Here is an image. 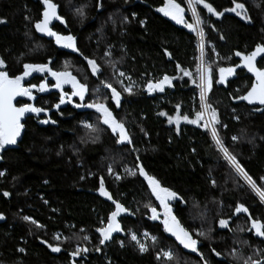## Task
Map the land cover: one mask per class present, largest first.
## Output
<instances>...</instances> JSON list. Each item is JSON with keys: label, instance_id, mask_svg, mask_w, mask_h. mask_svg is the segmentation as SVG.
Here are the masks:
<instances>
[{"label": "trees", "instance_id": "16d2710c", "mask_svg": "<svg viewBox=\"0 0 264 264\" xmlns=\"http://www.w3.org/2000/svg\"><path fill=\"white\" fill-rule=\"evenodd\" d=\"M53 2L58 5V14L66 26L53 21L50 27L61 34L73 35L79 53L61 48L53 38L36 32L34 23L42 18L40 0H0V19L5 21L0 24V58L5 60L9 75L21 74L24 63L51 61L49 67L57 71L65 70L67 64L66 70L89 86L84 102H91L93 89L99 87L101 102L112 107L114 115L124 121L133 145L117 144L111 130L98 122L99 114L94 109L74 107L80 103L78 97H72V103L66 102L59 109L53 107L59 103L60 91L53 87L55 80L47 73L26 77L23 81L26 87L45 81L49 91L40 93L33 89L36 99L28 101L24 97L19 103L43 107L48 114L24 119L25 127L17 144L0 149V171L5 173L0 177V214L4 216L0 220V264H71L69 252L77 246L89 249L86 255L76 258L77 264H202L195 253L182 250L163 231L159 221L149 219L151 213L144 205L151 203L158 210L159 202L143 177L130 176L125 170L135 167L137 157L149 175L183 198V202L172 203L173 214L185 227L206 233L207 238H200L198 247L210 264H243L248 257L264 260V241L251 232L239 230L249 227L247 216L232 215L239 201L249 208L253 218L264 220V204L247 187L233 183L234 174L210 146L211 138L202 127L183 124L178 135L177 125L168 123V117L177 114V104L180 115L194 118L199 110V90L188 77L173 80V86L164 92L149 94L145 90L148 80L155 82L165 74L182 76L176 72V63L195 73L198 57L195 34L156 11L163 6V0H100V8L97 0ZM177 2L185 7V18L191 22L187 5L183 0ZM207 2L218 11L232 6V0ZM239 2L245 3L250 23L232 16L215 21L199 9L207 41L215 46L219 57H230L217 58L206 47V59L214 72L218 67L238 64L235 51L248 52L257 43H264V0ZM77 8L83 9L82 17L76 13ZM140 20L145 21L143 27ZM220 35L225 39L221 40ZM105 50L111 52L110 58L104 57ZM164 50L172 54L171 60ZM85 56L101 65L99 76L91 74ZM113 63L115 69L131 77L135 93L122 92V107L118 109L107 98L111 93L100 85L103 79L122 91L115 80ZM258 67H264V59ZM252 79L243 68H238L226 85L213 83L209 101L227 125L220 129L226 146L246 171L258 179L264 176V109L235 104L233 99L247 92ZM123 83L127 85L129 81L123 78ZM63 89L71 94V87ZM160 112L166 115L160 116ZM41 119L56 123L41 124ZM85 122L95 124L100 131L90 132L84 128ZM233 135L239 138L235 142L231 139ZM109 166L113 169L111 175ZM117 174L120 180L115 179ZM100 177L113 198L134 213L118 217L123 231L114 233L105 245H99L96 228L106 225L114 205L99 195ZM4 192L10 195L5 197ZM24 216L43 227L25 221ZM222 218H230L229 228H220L218 221ZM142 231L158 238L155 244L149 243L145 253L138 250L128 235ZM56 234L63 240L59 253L51 252L41 243L44 240L56 244L53 239ZM84 235L89 236L88 241L78 239ZM209 245L222 255H212ZM97 246L100 252L94 250ZM21 247L24 253L17 251ZM168 249L173 251L172 261H157L156 254ZM234 250L235 258L231 254Z\"/></svg>", "mask_w": 264, "mask_h": 264}, {"label": "snow or ice", "instance_id": "6c2138e0", "mask_svg": "<svg viewBox=\"0 0 264 264\" xmlns=\"http://www.w3.org/2000/svg\"><path fill=\"white\" fill-rule=\"evenodd\" d=\"M43 5L41 12L42 18L34 23V28L36 32L46 35L54 39L55 43L61 48L70 49L74 53H79V49L76 45V38L71 34H61L55 31L50 25L53 21H59L61 24H65V20L61 15L58 14V5L53 2V0H40ZM183 3L187 5V11L191 14V22L185 18V7L182 6L181 2L177 0H163V6L156 9L157 12L162 13L163 16L168 17L178 25H182L184 28L188 29L189 32L194 33L196 36L197 50L199 56L196 58V69L195 73L183 68L179 63H176L175 68L178 74L182 73V76H169L167 74L163 75L162 78L155 80H148L145 86V90L151 94L153 92H164L165 86L172 87L173 80L182 79L183 77H188L195 87L199 90V110L195 112L194 118H189L188 115H180V105H176L177 114L175 116L168 117V123L177 125V131H179V124L184 121L188 124L196 125L197 127H202L207 134L210 136L212 144L215 150L220 154L222 159L225 161L226 165L231 169L233 175V183L240 188L247 187L252 193H254L261 204H264V176L253 178L252 175L246 171L245 167L238 160L237 156L229 150L224 142V138L221 135L220 129L227 128L226 124H223L220 120L218 110L213 107L209 101V93L212 91L213 83L225 84L229 77L236 74L238 68L245 69L253 77L251 86L245 94L234 97L233 99L239 101H245L249 105H260L264 106V67H258V58L264 59V43H257L253 50L248 52L235 51L234 55L239 57V63L234 66L229 67H218L215 72L213 65L208 62L206 57L208 53L205 51L206 47L211 49V53L220 59H230L219 57V53L216 51L214 45L210 44L206 39V31L202 25L204 20L201 16V11L199 9L206 10L207 13L216 17L217 19L223 17L225 13H234L241 20L250 23L251 17L248 15V11L245 3L239 2V0H232V6L218 11L213 5L207 0H183ZM100 0H97V8H100ZM76 13L81 17L84 15L82 8H77ZM29 19V17H25ZM135 18V14H133ZM127 22V17L124 18ZM5 23L3 19H0V24ZM141 27L144 26L145 21H139ZM212 27L213 31H216L215 27ZM221 40L225 37L220 35ZM110 47V46H109ZM81 55H83L81 53ZM104 57L110 58L111 52L109 50L104 51ZM164 55L168 57L169 60L172 59V54L167 50H164ZM87 62L91 74L93 76H99L101 74V65L97 63L94 58L84 57ZM108 61H106L107 63ZM51 63V61H49ZM49 63L42 64H32L24 63L23 72L19 75L10 76L5 60L0 58V149H4L6 146L17 144V140L21 137L22 130L25 124L22 121L25 119L26 114H39L44 113L45 116L48 114V109L43 107L34 106L32 103L21 102L17 106L14 101L18 97H26L28 101L35 100L36 97L33 95V89L37 92L43 93L48 90V84L45 81H41L39 85L31 84L30 86H25L23 81L26 77L32 75V73H47L55 80L54 88L60 91L59 103L53 105V107L59 109L60 105L67 103H72V97H78L80 103H76L74 107L76 108H88L94 109L98 113L97 120L100 124L106 125L107 129L111 130L113 136L116 137L117 144H127L133 145L132 137L122 119H118L114 115V110L108 104L101 102V90L99 87L93 89L94 99L91 102L85 103V97L89 91V86L87 83L80 82L75 75L67 71L68 65H65V70L57 71L49 67ZM113 69H115V64H112ZM116 70V83L121 85L122 91H118L117 87L113 85L112 82L101 79L100 85L107 89L111 95L107 97L115 105V108L122 107V92L128 93L129 95H134V84L131 82V77L127 76L125 72ZM216 72H218V78H216ZM123 78H126L129 83L124 85ZM68 84L71 86V94L69 95L64 91L63 86ZM67 97V100H66ZM254 111H259L260 109L254 108ZM160 116H165L166 113L160 112ZM238 119V117H233ZM41 124L56 123L54 120L41 119L39 120ZM84 128L88 129L90 132H98L100 129L97 128L95 124L84 123ZM232 141H237L239 138L235 135L231 137ZM93 142L94 139H93ZM130 176L139 175L143 177L144 181L147 182V186L150 189L151 195L155 197V200L159 202V207L162 211H158L156 207H153L151 203L145 204L144 206L151 213L149 219L156 221L159 220L160 224L163 226V231L168 233L171 237L175 238V241L179 243L184 249L195 253L202 264H210L208 258L199 250L198 245L200 244V238H207L206 233L202 230L189 229L185 227L181 221L173 214V208L170 204L171 201L183 202V198L179 196L176 191L171 190L168 187L162 186L161 182L154 176L149 175L143 165L139 162V157H137V162L133 169H125ZM108 173L113 174V169L111 166L108 167ZM5 173L0 171V177L4 176ZM91 175V173H89ZM81 179H84L81 176ZM116 180H120L121 177L117 174L115 176ZM215 181H212L213 186H215ZM101 197L107 198L114 205V210L110 212L107 217L106 225L96 228V232L99 233V245H105L106 242L112 239V234L117 232H122L121 223L118 217L122 213H127L128 215H134L128 208H126L120 201L113 198L108 190L105 188V181L103 177L99 179V187L97 189ZM5 197L9 196L8 192H4ZM238 214H244L247 216V222L249 227L247 229L240 228V231L251 232L252 235L264 239V220L259 218H253L248 207L243 203L237 201L232 212L233 216ZM162 217V218H161ZM3 214H0V220H3ZM25 221H30L36 227H43L38 224L35 220H31L30 217L24 216ZM229 219H220L218 221L220 228H229ZM103 223V222H102ZM231 230V229H229ZM84 230L81 229V232ZM193 233L195 235H193ZM129 238L135 243L138 250L141 253L147 252L148 247L145 243H142L138 235L135 232L128 233ZM142 235L150 239L154 244L158 241L156 236H150L148 232L142 233ZM57 241L56 244L48 243L47 241L41 240L42 244H45L51 252L59 253L61 252V244L63 240L60 234H56L53 237ZM67 239V238H65ZM84 241L89 240L88 235H84L81 238ZM123 247V242H119ZM247 244V241H244ZM211 248V245H209ZM96 252H100L101 248L99 246L95 247ZM18 252L24 253V248H18ZM89 252L87 247L77 246L73 251L69 252L71 259V264H77V257L82 254L86 255ZM211 254L220 257L222 253L217 252L214 248H211ZM232 256L236 257V251L234 250ZM156 260L164 262H170L173 259V253L170 250H161L156 254ZM243 264H264V260L253 259L248 257L244 259Z\"/></svg>", "mask_w": 264, "mask_h": 264}, {"label": "water", "instance_id": "95a60500", "mask_svg": "<svg viewBox=\"0 0 264 264\" xmlns=\"http://www.w3.org/2000/svg\"><path fill=\"white\" fill-rule=\"evenodd\" d=\"M202 9V8H201ZM203 10V9H202ZM203 11H205V13H206V15L208 16V17H210V18H213L215 21H222L226 16H232V17H237L234 13H225V15L223 16V17H221V18H219V19H217L216 17H214V16H212L211 14H209V13H207V11L206 10H203ZM261 59L260 58H258V63H259V61H260ZM245 70V69H244ZM246 71V70H245ZM247 72V71H246ZM247 74H249L250 76H251V74L250 73H248L247 72ZM252 77V76H251ZM253 78V77H252ZM21 99H23V97H18L17 98V100L16 101H14V103H16L17 104V106H18V103L21 101ZM234 103L235 104H241V103H244V104H246V105H248V106H250V107H260V108H262V109H264V106H260V105H249V104H247V102H245V101H239V100H235L234 101ZM32 115H34V114H26V116H25V119L26 118H29V117H31ZM23 122V121H22ZM183 124H185V125H192V124H188V123H186V122H184V121H181L180 122V124H179V130H180V128H181V126L183 125ZM177 127V126H176ZM177 132V134L179 135V131H176ZM9 146H11V145H9ZM8 146V147H9ZM168 234V233H167ZM169 235V234H168ZM170 236V235H169ZM171 237V236H170ZM259 240H261V241H264V239H261V238H259V237H257ZM171 239L182 249V250H184L185 252H187V253H192V252H190L189 250H187V249H184L181 245H179V243L177 242V241H175V238L174 237H171Z\"/></svg>", "mask_w": 264, "mask_h": 264}, {"label": "rangeland", "instance_id": "374dc122", "mask_svg": "<svg viewBox=\"0 0 264 264\" xmlns=\"http://www.w3.org/2000/svg\"><path fill=\"white\" fill-rule=\"evenodd\" d=\"M64 86H67V87H71L70 85H68V84H65ZM168 86H165V89L167 88ZM47 91H49V87H48V90ZM46 91V92H47ZM155 93H158V91L157 92H153V93H151V94H155ZM210 94V93H209ZM174 201H171L170 202V204H171V206H172V203H173ZM172 208H173V206H172ZM158 211H162L161 209H160V207H159V209H158ZM162 218V217H161ZM156 221H159V220H156ZM143 232H145V231H142V232H135L138 236H141L142 235V233ZM146 232H148V231H146ZM149 233V235L150 236H154L153 234H151L150 232H148ZM114 234V233H113ZM112 234V235H113ZM150 242H152L150 239L146 242V246L148 247V245H149V243ZM134 243V242H133ZM135 244V243H134ZM136 246V245H135ZM137 247V246H136ZM168 250H170L172 253H173V251L171 250V249H168Z\"/></svg>", "mask_w": 264, "mask_h": 264}, {"label": "built area", "instance_id": "2783aa9c", "mask_svg": "<svg viewBox=\"0 0 264 264\" xmlns=\"http://www.w3.org/2000/svg\"><path fill=\"white\" fill-rule=\"evenodd\" d=\"M198 56H199V52H198ZM144 233V232H143ZM139 237V239L141 240V242L142 243H145L146 244V242L149 240L148 238H146V237H144L143 235H141V236H138ZM145 253V252H144Z\"/></svg>", "mask_w": 264, "mask_h": 264}, {"label": "flooded vegetation", "instance_id": "af4514ba", "mask_svg": "<svg viewBox=\"0 0 264 264\" xmlns=\"http://www.w3.org/2000/svg\"><path fill=\"white\" fill-rule=\"evenodd\" d=\"M24 98V97H23Z\"/></svg>", "mask_w": 264, "mask_h": 264}]
</instances>
